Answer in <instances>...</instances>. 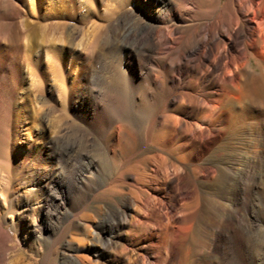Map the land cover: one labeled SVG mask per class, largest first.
<instances>
[{"label":"rangeland","instance_id":"374dc122","mask_svg":"<svg viewBox=\"0 0 264 264\" xmlns=\"http://www.w3.org/2000/svg\"><path fill=\"white\" fill-rule=\"evenodd\" d=\"M131 1L0 0V36L22 26L0 154L7 263L71 264L67 241L76 246L86 234L66 225L65 208L77 202L83 210L73 215L91 218L88 252L100 250L105 207L158 219L165 185L180 177L172 213L189 216L176 223L189 229L170 248V264H264V104L239 106L236 94L229 108L214 97L191 109L177 94L166 104L167 68L130 72L140 64L139 48L121 36ZM127 245L123 253L134 255Z\"/></svg>","mask_w":264,"mask_h":264},{"label":"bare ground","instance_id":"6f19581e","mask_svg":"<svg viewBox=\"0 0 264 264\" xmlns=\"http://www.w3.org/2000/svg\"><path fill=\"white\" fill-rule=\"evenodd\" d=\"M219 2L131 1L133 7L124 18L121 36L123 43L129 40L139 48L137 60L140 64L132 66L130 72L138 71L140 76H147L145 71L148 68L151 71L153 67L159 71L163 69L165 75L169 72L164 82L169 97L166 104L176 94L180 104L185 103L191 109L210 103L214 97L223 98L219 105L229 108L233 102L228 99L231 94H236L234 102L239 106L250 102L264 104V0H227L223 5ZM124 61L122 56L119 74L123 84L128 73L123 67ZM21 63L22 26L0 36V154L6 151L12 94L18 83ZM164 68L168 69L167 73ZM183 123L187 125V122ZM188 125L192 127L193 123ZM203 128L207 135L211 133L209 126ZM179 181L180 177H176L165 185L166 200L160 205L164 212L158 219L151 214L140 216L135 212L128 218L126 211L105 207L102 216L98 215L101 216L99 223L108 226V235L100 250L88 252L86 245L91 234V218L85 216L88 220H84L73 215L75 212L81 215L82 205L77 202L66 207L65 210L72 214L66 225L86 233L84 237L74 238L76 246L72 240L67 241L72 251L70 263L92 264L93 256L97 264H102L100 259L103 252H107L108 264H153V261L170 264V248L180 237H185L189 229L176 226V223L187 222L189 216L176 219L172 213H177L174 192L183 190ZM160 218H166L167 222L162 223ZM155 230L159 233H154ZM9 242L10 234L0 223V264H8ZM124 243H128L134 255L123 253ZM161 246L163 257L158 251Z\"/></svg>","mask_w":264,"mask_h":264}]
</instances>
